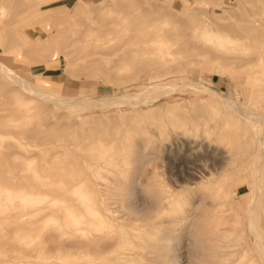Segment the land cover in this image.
<instances>
[{"label": "rangeland", "instance_id": "obj_1", "mask_svg": "<svg viewBox=\"0 0 264 264\" xmlns=\"http://www.w3.org/2000/svg\"><path fill=\"white\" fill-rule=\"evenodd\" d=\"M77 2L78 0H52L50 2L0 0V17H2L0 28H2L1 31H7L5 42L1 40L0 42L6 46L13 45L15 48L13 52L8 53H3V49H0L2 52L0 55L14 58L10 63L15 70L30 79L29 81H32V85L36 88L39 83L52 88L50 90L43 87L41 90H46L61 98L82 96L88 99L87 105L72 100L73 107L56 106L53 101L41 96L34 94L36 96L34 98L32 94L27 93L26 95L21 88L20 93L17 92L19 86L15 84L3 90L0 89V97L8 101V104H4L7 102L0 99L1 186L10 189L12 193H17L20 188L33 189L32 186L38 191L52 192L56 186L48 182L59 177L54 175L55 171L61 170L60 163L65 161L68 165V169L65 173L63 172L64 175L62 174L65 180L71 177L75 183L88 184L92 181L96 184V175L94 176L93 172L96 169V161L101 158L93 154L95 150L92 149L112 146L113 150L115 148L118 150L116 161L127 175L136 168L141 170L142 164L139 162L142 158V171H144L142 180L145 182L141 181L137 185L138 188L136 187L138 191L136 198L142 200L139 201L143 202L151 196L152 187L148 184L149 180L157 185L165 183L171 189L175 183L178 199L194 196L195 202L201 201L192 221H186L179 227L174 226L178 231L180 230L177 234L181 247L178 251L182 255L180 264L183 262L184 264H264V258L259 254V250L252 247L255 237L249 225L248 215V210L256 208L254 210L257 213V224L264 237V119L260 117V114H264V0H142V2L141 0H87L86 4L80 8L76 7ZM155 3L160 7L161 5L166 7L161 11L156 10ZM3 5L7 9H4ZM148 8L152 10L154 17L162 16L159 17L157 24L166 31L162 37L168 36L169 39L164 38V41L159 42L152 41L150 39L154 36L152 31L151 33L138 32L134 28L131 29L133 17L139 11L148 10ZM118 9L129 13L125 12L127 13L125 14ZM57 13L67 14L71 21L61 24L52 20L51 16ZM132 14L134 16H131ZM181 19L184 21L181 22ZM58 26L64 28L61 33L56 31ZM185 33L189 40L187 37L184 38ZM180 35L183 37L182 41ZM49 37L54 38L53 45L49 49L40 51L36 55L29 52L33 46L44 39L46 41ZM150 41L157 46L149 43ZM95 48L96 54L86 56L87 51ZM160 48L164 50L167 48L168 51L170 49L169 52L175 53L169 54L167 49L163 51L159 50ZM57 51L59 56H54ZM155 52L158 53L155 54ZM143 54L147 56L145 60H142ZM94 57L96 62L92 61ZM129 57L131 62H129ZM162 57L170 61L166 59L168 62L163 63ZM140 59L142 62H139ZM183 59L185 60L182 61ZM133 61H136V67ZM153 61H156V65ZM145 62H148L150 67L148 65L143 67L142 65L147 64ZM149 68L151 72H154L148 73ZM129 72L135 74L131 73L133 75L129 74L127 77L126 74ZM154 84L159 85L160 88L158 89ZM13 88L17 89L13 90ZM8 89L12 92H7ZM160 89L166 90L161 91ZM4 91L7 93L5 94ZM20 94L24 100L21 99ZM17 97H20V101ZM142 97L146 101L142 100ZM136 98L141 100L138 101ZM27 99L36 100L33 102ZM36 104L38 108L44 105L43 108H39L41 111L38 110ZM24 109L27 114H21ZM12 111L17 113H12ZM175 111L179 112L175 113ZM64 112L67 113L62 115ZM111 112L116 115H113L114 118ZM99 114L102 116L101 119H99ZM43 115L44 118L41 117ZM102 119L106 120L105 124ZM96 120H100L98 121L99 126ZM37 123L43 124V127L53 124L55 129L58 126L61 128L60 124L65 123L63 124L65 128L61 129L67 132L75 130L80 134V141H70L64 147L59 145L58 140L53 142L45 140L46 142L39 143L25 138V130L33 131L37 128ZM35 124L36 128L33 127ZM177 131L178 137L175 135ZM156 132L161 134L157 135ZM189 141L195 146L187 147L186 142ZM139 142L142 143V148ZM164 145H169V149L164 148ZM174 150H177L176 153ZM57 152L59 153L56 156ZM19 161L25 167L19 166L21 165ZM146 161L149 163H145ZM7 164L10 165L6 169ZM34 167L36 170L41 167L37 170L40 175L39 179L34 176ZM110 168L111 165H105L102 168L103 173L108 175ZM147 171H150L149 175ZM223 175L227 181L225 203L219 205L211 203L210 198L201 199V195L208 192L213 182ZM105 177L103 181L108 180V177ZM255 179H257L258 187L257 191L253 192L251 186L255 183ZM244 193L247 195H242ZM1 196L5 197V195ZM73 201L75 202L70 199L69 203ZM14 207L15 205L10 204L6 207L0 205V264H42L39 261L27 262L26 260L34 259L32 255L34 250L30 251L28 248L29 253H26V248L27 245L31 248L30 245L36 243L37 246L33 245L32 248H43L44 252L47 246H54L51 245L54 242L49 236V233L54 231V227L44 223V218H42L44 213L35 218L37 225L26 222V220L21 223L15 218L16 209ZM39 222L42 224H38ZM177 229H174V232ZM61 238L68 243L79 238V234L66 233L61 235ZM244 246H249V250H244ZM71 251L73 252L74 248H67L64 251L52 249L45 254L47 259L44 261L49 262L48 264L78 262L77 253L73 254ZM214 251L216 252L211 255ZM38 252L35 251V253ZM19 260L25 261L22 263Z\"/></svg>", "mask_w": 264, "mask_h": 264}, {"label": "bare ground", "instance_id": "obj_2", "mask_svg": "<svg viewBox=\"0 0 264 264\" xmlns=\"http://www.w3.org/2000/svg\"><path fill=\"white\" fill-rule=\"evenodd\" d=\"M13 2H19L21 0H12ZM33 1V0H32ZM45 1H52V0H45ZM80 1V2H79ZM140 1V0H139ZM87 2V0H78L76 7L80 8L83 5H85ZM142 2V0H141ZM122 4V3H121ZM156 4V3H155ZM154 4V5H155ZM47 5V4H45ZM159 5V4H158ZM156 4V10H162V8L166 7ZM212 5V4H211ZM108 6H110L108 4ZM45 7V6H44ZM126 7V6H125ZM148 7V6H147ZM146 7V8H147ZM4 9H7L5 5H3ZM105 8V6H104ZM113 8V7H112ZM132 8V6L130 7ZM33 9V8H32ZM50 9V8H48ZM46 9V10H48ZM97 9V8H95ZM116 9V8H115ZM129 9V8H128ZM155 9V8H154ZM26 10V9H25ZM108 10V9H107ZM121 10V9H120ZM118 9V11H120ZM135 10V8H134ZM133 10V11H134ZM17 11V9H16ZM101 11V10H100ZM123 13L127 12V11H123L121 10ZM152 10L148 8L139 11L138 14H136L135 16L132 14L131 16L133 17V22L131 24L132 28H134V30L138 31V32H144V31H148L151 33V31L154 33V36H152V38H150L152 41H161V40H165V39H169L168 36L165 38L162 37L163 34L166 33L165 30H163L162 27L159 26V24H157V21H159V17L161 15H159V17H154L155 15L152 14L153 12H151ZM168 11V10H166ZM33 12V11H32ZM112 12V11H111ZM155 12V11H154ZM158 12V11H157ZM129 13V12H127ZM125 13V14H127ZM174 13V12H173ZM157 14V13H156ZM161 14V12H160ZM163 14V13H162ZM166 14V13H164ZM168 14V12H167ZM123 15V14H122ZM121 15V16H122ZM33 16V15H32ZM124 16V15H123ZM153 16V17H152ZM172 16V15H171ZM34 17V16H33ZM52 17V20L58 22V23H65L70 20V16L68 17L67 14H55ZM162 17V16H161ZM173 17V16H172ZM127 18V16H126ZM169 18V15H168ZM130 19V18H129ZM47 20V19H46ZM169 20V19H168ZM45 21V20H44ZM98 21V20H97ZM181 22L182 19L180 20ZM115 22V21H113ZM128 22V21H127ZM168 22V21H167ZM47 23V21H46ZM86 23V22H85ZM105 23V22H104ZM112 24V22H111ZM116 24H119L116 22ZM184 24V23H183ZM186 24V22H185ZM110 25V23H109ZM114 25V24H113ZM127 25V24H126ZM168 25V24H167ZM89 26V25H88ZM207 26V25H206ZM108 27V26H107ZM113 27V26H112ZM5 29V28H4ZM64 29V28H63ZM63 29L58 26L57 28V32L61 33L63 31ZM103 29V28H102ZM201 29V28H200ZM2 28H0V40L4 41L6 40V35H7V31H1ZM86 30V28H85ZM88 30V29H87ZM130 30V29H128ZM104 31V30H103ZM2 32V33H1ZM131 32H133L131 30ZM176 32V31H175ZM178 32V31H177ZM176 32V33H177ZM102 33V32H101ZM110 33V32H109ZM2 34V35H1ZM108 34V33H107ZM128 34V33H127ZM147 34V33H146ZM180 34V33H178ZM120 35V34H119ZM123 35V34H122ZM131 35V34H129ZM167 35V34H166ZM106 36V35H105ZM116 36V35H115ZM184 36V34H183ZM192 36V35H191ZM122 37V36H121ZM181 37V41H182V36ZM186 37L188 38V36L185 33L184 38L186 39ZM9 38V37H8ZM99 38V37H98ZM108 38V37H107ZM137 38V37H136ZM165 38V39H164ZM11 39V38H10ZM89 39V38H88ZM92 39V37H91ZM104 39V38H102ZM123 39V38H122ZM133 39V38H132ZM172 39V38H171ZM86 40V39H85ZM84 40V41H85ZM101 40V38H100ZM189 40V38H188ZM53 41L54 38L53 37H49L47 38V40L45 41V39L43 41H41V43L36 44L35 46H33L31 48V51H29L30 53H34L36 55V53H39L40 51H44L46 49H49L50 46L53 45ZM126 41V40H125ZM128 41V40H127ZM34 42V41H33ZM32 42V45L34 44ZM169 42V41H167ZM31 43V42H30ZM116 43V42H115ZM151 43V41L149 42ZM153 43V42H152ZM151 43V44H152ZM161 43V42H160ZM100 44V43H99ZM122 44V43H121ZM172 44V43H171ZM111 45V44H110ZM109 45V46H110ZM114 45V44H113ZM112 45V46H113ZM154 46V43L152 44ZM191 45V44H190ZM196 45V44H194ZM111 46V47H112ZM129 46V45H128ZM192 46V45H191ZM197 46V45H196ZM106 47V45H105ZM130 47V46H129ZM133 47V46H132ZM99 48V47H98ZM170 48V45H169ZM184 48V47H183ZM196 48V47H195ZM201 48V46H200ZM0 49H3L2 52L3 53H8V52H13L15 50L14 46H6L5 44H2L0 42ZM167 48H165L166 50ZM171 49V48H170ZM169 49V51H170ZM172 49H174L172 47ZM98 50V49H97ZM132 50V49H131ZM159 50H163L165 51L163 48L159 49ZM180 50V49H179ZM202 50V49H201ZM211 50V49H210ZM127 51V50H126ZM134 51V50H133ZM140 51V50H139ZM138 51V52H139ZM161 51V52H163ZM168 51V49H167ZM170 54H173L175 52H169ZM182 51V50H181ZM195 51V50H194ZM203 51V50H202ZM0 51V53H2ZM179 52V51H178ZM200 52V51H199ZM212 52V51H211ZM58 51L55 53L54 56H59L58 55ZM80 53V52H79ZM140 53H142L140 51ZM152 53V52H151ZM158 53V52H157ZM155 52V54H157ZM167 53V52H165ZM19 54V53H18ZM96 54V48L91 51H87L86 52V56L88 55H94ZM136 54V53H135ZM162 54V53H161ZM177 54V53H176ZM182 55V52L180 53ZM68 55V54H67ZM163 55V54H162ZM167 55V54H166ZM193 55V54H192ZM155 56V55H154ZM160 56V55H158ZM178 56V55H177ZM63 57V56H62ZM142 60L147 57L144 56L143 54ZM157 57V56H156ZM164 57V56H163ZM162 57V58H163ZM179 57V56H178ZM177 57V58H178ZM130 58V57H129ZM149 58H151V56H149ZM153 58V57H152ZM181 58V57H180ZM179 58V59H180ZM184 58V57H183ZM14 58L10 57L8 58L5 55H0V89L3 90L6 87L15 84V86H19V88H13V90L17 89V92L20 93V88L22 90H24L29 94H32L34 96L38 95L41 96L42 98L46 99V100H51L55 103L56 106H67V107H73L74 105H72V100H77L78 102H81L84 105H87V101L88 99L82 98L81 97H71V98H61L59 96H55L54 94L46 91V90H41V88L45 87L47 89H52L51 86H43V84H39L37 88L35 86L32 85V81L30 82V79H27L26 76L22 75L21 73H19L18 71L15 70V67L10 63L11 61H13ZM66 59V58H65ZM164 59V58H163ZM167 58H165L163 60L165 62L170 61V59L167 61ZM176 59V58H175ZM121 60V58L119 59V61ZM135 60V59H134ZM141 60V59H140ZM139 61V62H142ZM152 60V59H151ZM153 60H155L153 58ZM160 60H162L160 58ZM185 59H183L182 61H184ZM93 62H96V58H92ZM127 61V59L125 60ZM157 61V60H156ZM156 61L154 64L156 65ZM131 62V58L130 61ZM134 62V61H133ZM136 62V61H135ZM135 62L133 63L134 66ZM138 62V63H139ZM153 62L151 63L153 65ZM174 62V61H173ZM49 63H51L49 61ZM53 63V62H52ZM147 64L142 65L143 67L148 65V62H145ZM171 63V62H170ZM170 63H167L168 65ZM184 63V62H183ZM19 64V63H18ZM131 63V65H133ZM137 64V63H136ZM182 64V63H181ZM54 65V64H53ZM139 65V64H137ZM158 65V64H157ZM162 65V69H163V64ZM159 65V66H161ZM167 65V66H168ZM173 65V64H171ZM23 66V65H22ZM46 66V65H45ZM50 66V65H49ZM141 65H139L140 68H142ZM57 67V66H56ZM133 67V66H132ZM134 67V70H135ZM150 67V66H149ZM156 67V66H155ZM174 67V66H172ZM48 68V67H47ZM119 68V66H118ZM154 68V67H153ZM158 68V66H157ZM216 68V66H215ZM112 69V68H111ZM144 69V68H143ZM150 69V68H149ZM148 69V70H149ZM161 69V68H158ZM161 69V70H162ZM20 70V69H19ZM109 70V69H108ZM132 70V71H134ZM141 70V69H140ZM156 70V69H155ZM145 71V70H144ZM150 72L148 73H153L154 71L151 72V69L149 70ZM160 71V70H159ZM78 72V71H77ZM80 72V70H79ZM137 72V71H135ZM135 74L134 72H129L126 74V76L129 74ZM146 73V71H145ZM117 74V73H116ZM131 74V76L133 75ZM147 74V73H146ZM144 75V74H143ZM119 76V74H118ZM127 76V77H128ZM188 83V82H187ZM194 83V82H193ZM156 84V83H155ZM154 84V85H155ZM144 85V84H143ZM152 85V86H154ZM166 85V84H165ZM178 84H176L177 86ZM191 85V84H190ZM194 86V84H192ZM14 86V87H15ZM149 86V85H148ZM148 86H145L146 88H148ZM157 86V85H155ZM164 86V85H163ZM171 86V85H170ZM186 86V85H185ZM189 86V85H187ZM197 86V85H196ZM201 86V85H200ZM151 87V86H150ZM168 87V86H167ZM166 87V88H167ZM173 87V86H172ZM204 87V86H203ZM155 89V87H153ZM157 88L159 89V85L157 86ZM170 89H172L171 87H169ZM198 88V87H197ZM69 89V88H68ZM157 89V90H158ZM150 90V89H148ZM152 90V88H151ZM161 90V89H160ZM163 91H165L164 89H162ZM161 90V91H162ZM174 90V89H173ZM203 90V88H202ZM24 91H21L23 93H25ZM168 91V90H167ZM6 91H4L5 93ZM7 92H12L11 89H8ZM6 92V93H7ZM72 92V91H71ZM141 92V91H140ZM139 92V93H140ZM5 93V94H6ZM22 93V94H23ZM1 94V93H0ZM9 94V93H8ZM14 94V93H13ZM17 94V93H15ZM216 94V93H214ZM25 95V94H23ZM121 96V94H119ZM6 97H8L7 95H5ZM10 96V94H9ZM13 96V95H12ZM21 96V94H20ZM95 96V95H93ZM117 96V95H116ZM133 96V95H131ZM130 96V98H131ZM14 97V96H13ZM23 99V96H21ZM36 96H34L35 98ZM97 97V96H96ZM136 97V95H135ZM150 97V96H148ZM154 98H156L155 96H153ZM2 97H0L1 99ZM9 98V97H8ZM7 98V99H8ZM18 98V97H17ZM20 98V97H19ZM18 98V100H19ZM24 98H26L24 96ZM32 97V99H34ZM106 98V97H105ZM118 98V97H117ZM134 98V97H133ZM147 98V96H146ZM152 98V97H150ZM3 101L4 98H2ZM107 99V98H106ZM105 99V100H106ZM120 99V98H119ZM128 99V98H127ZM126 99V100H127ZM137 99V98H136ZM17 100V99H16ZM24 100V99H23ZM36 100V99H35ZM34 100V101H35ZM90 100V99H89ZM109 100V99H107ZM106 100V101H107ZM138 100V99H137ZM141 99H139L138 101H140ZM142 100L146 101V99H144V97H142ZM14 101V100H13ZM20 101V100H19ZM27 101H33V100H29L27 99ZM33 101V102H34ZM116 101V100H113ZM120 101V100H119ZM118 101V102H119ZM2 102V101H1ZM7 103L4 102V104H8V101H6ZM23 102V101H22ZM26 102V100H25ZM37 102V101H36ZM77 102V103H78ZM91 102V100H90ZM103 102V101H102ZM108 102V101H107ZM111 102V99H110ZM129 102V101H128ZM226 102V101H225ZM92 103V102H91ZM90 103V104H91ZM105 105H108V103L106 104L105 101L103 102ZM115 105V102H113ZM121 103H123L121 101ZM127 103V102H126ZM137 103V102H134ZM131 103V104H134ZM15 104V103H14ZM26 104V103H25ZM44 104V103H42ZM47 104V103H46ZM95 104V103H94ZM116 104H119L116 102ZM227 104V102L225 103ZM11 105V103L9 104V106ZM20 105V103H19ZM38 104H36V107ZM41 105V104H39ZM51 105V104H50ZM93 105V104H91ZM97 105V104H96ZM110 105V103H109ZM112 105V104H111ZM136 105V104H134ZM133 105V106H134ZM229 105V103H228ZM6 106V105H5ZM34 106V105H33ZM99 106V105H98ZM103 106V105H101ZM40 107H44L43 106H39ZM48 107V106H46ZM45 107V108H46ZM8 108V107H7ZM36 108V109H37ZM39 111H41V109H39ZM231 108V107H230ZM35 109V108H34ZM35 109V110H36ZM48 109V108H46ZM50 109V108H49ZM78 109V108H77ZM11 110V109H10ZM15 110V109H14ZM28 110V107H27ZM45 110V109H44ZM159 110V109H158ZM162 110V109H161ZM160 110V112H161ZM17 111V110H16ZM12 111L15 113H20L19 111ZM26 109H24V111H21V114H27V112H25ZM151 112V111H150ZM177 111H175L176 113ZM179 112V111H178ZM177 112V113H178ZM39 113V112H38ZM67 112L62 113V115H64ZM157 113V112H156ZM20 114V115H21ZM98 114V113H97ZM104 113H102L103 115ZM112 114V112H111ZM146 114V113H145ZM152 114V113H151ZM19 115V114H18ZM40 115V114H39ZM46 115V114H45ZM112 114L111 116L114 118V115ZM135 115V114H134ZM133 115V116H134ZM153 115V114H152ZM180 115H182L180 113ZM186 115V114H185ZM249 115V114H247ZM14 116H17L14 114ZM27 116V115H26ZM29 116V115H28ZM51 116V115H50ZM60 116H61V112H60ZM58 116V117H60ZM100 116V118H99ZM98 118L101 119V115L99 114ZM146 116V115H145ZM150 116V115H149ZM148 116V118H149ZM9 117V116H7ZM42 118H44V115L41 116ZM108 117V116H106ZM111 117V118H112ZM147 117V116H146ZM151 117V116H150ZM170 117V116H169ZM250 117V116H249ZM254 117V116H252ZM261 119H264V114H260ZM51 118V117H50ZM97 118V117H96ZM97 118V119H98ZM112 118V119H113ZM187 118V117H186ZM246 118V116L244 117V119ZM251 118V117H250ZM249 119V118H248ZM258 119V118H257ZM56 120V119H55ZM117 120V119H116ZM246 120V119H245ZM252 120V118H251ZM256 120V119H254ZM97 123L100 120H96ZM104 121L106 122V120L102 119V122L104 123ZM147 121V120H145ZM159 121V120H158ZM169 121V119H168ZM173 121V120H172ZM258 121V120H257ZM256 121V122H257ZM264 121V120H263ZM40 122V121H39ZM56 122V121H55ZM95 122V121H94ZM111 122V121H109ZM114 122V119H113ZM119 122V121H118ZM128 122H130L128 120ZM153 122V121H152ZM156 122V121H155ZM247 122V121H246ZM250 123L253 121H249ZM259 122V121H258ZM257 122V123H258ZM112 123V122H111ZM115 123V122H114ZM150 123V122H149ZM159 123V122H158ZM184 123V122H183ZM248 123V122H247ZM38 124V123H37ZM65 123H62V125L60 124L61 128H65V125H63ZM93 124V122H92ZM101 124V123H100ZM105 124V123H104ZM113 124V123H112ZM173 124V123H172ZM79 125V124H78ZM111 125V124H110ZM115 125V124H114ZM157 125V124H156ZM169 125V124H168ZM259 125V124H258ZM11 126V125H10ZM36 124L33 126L36 128ZM58 125H56L57 127ZM63 126V127H62ZM96 126V124H95ZM97 126H99V123L97 124ZM96 126V127H97ZM112 126V125H111ZM110 126V130L111 127ZM134 126V125H132ZM132 126H130V128H132ZM136 126V125H135ZM142 126V125H141ZM149 127V125H147ZM175 126V124H174ZM59 127V126H58ZM54 128V125L51 124H47L46 127H43V124H38L37 128L34 129L33 131L30 130H25L24 132V137L34 141V142H46L47 140L50 141H60L59 145L60 146H66L67 143H69L70 141H80V134H78V132H76L74 129V131L69 130V132L67 131H63V129L61 128ZM106 127V126H104ZM143 127V126H142ZM162 127V125L160 126ZM11 128V127H10ZM68 128V127H67ZM66 128V129H67ZM99 128V127H98ZM159 128V127H158ZM257 128V126H256ZM9 129V128H8ZM33 129V128H32ZM59 129L61 131H59ZM134 129V127L132 128ZM155 129V128H154ZM171 129V128H170ZM143 130V129H142ZM141 130V131H142ZM146 130V129H145ZM86 131V130H85ZM101 131V130H100ZM114 131V129H113ZM140 131V133H141ZM144 131V130H143ZM158 131V130H155ZM160 131V130H159ZM163 131V130H162ZM112 132V131H111ZM110 132V133H111ZM165 132V131H164ZM85 133V132H84ZM113 133V132H112ZM123 133V132H122ZM157 133V132H156ZM170 132H168L169 134ZM175 133V132H174ZM100 134V133H99ZM143 134V132H142ZM161 134V133H157ZM165 134V133H164ZM182 134V133H181ZM96 135V134H95ZM98 135V134H97ZM102 135V134H101ZM104 135V134H103ZM141 135V134H140ZM177 137L179 136L178 131H177ZM106 136V135H105ZM121 136V134H120ZM129 136V135H128ZM173 136V135H172ZM171 136V137H172ZM146 137V136H144ZM166 137V136H165ZM170 137V138H171ZM176 137V136H173ZM99 138V137H97ZM96 138V139H97ZM147 138V137H146ZM160 138V136H159ZM164 138V136H163ZM168 138V139H170ZM181 138V136H180ZM106 139V138H105ZM119 139V138H118ZM165 139V138H164ZM167 139V137H166ZM178 139V138H177ZM46 140V141H45ZM117 140V138H116ZM126 140V139H124ZM139 140V139H138ZM152 140V139H151ZM150 140V141H151ZM161 140V138H160ZM202 140V139H201ZM115 141V140H114ZM154 141V140H153ZM163 141V140H162ZM166 141H170V140H166ZM203 141V140H202ZM262 141V140H261ZM259 141V142H261ZM117 142V141H116ZM141 142V141H140ZM138 143L139 145H141L140 148H142V143ZM155 142V141H154ZM184 142V141H183ZM198 142V141H197ZM128 143V142H127ZM166 143V142H165ZM172 143V142H171ZM187 147L188 146H195L194 143H192L191 141L186 142ZM114 144V143H113ZM144 144V143H143ZM158 143L156 142V145ZM169 144V143H168ZM197 144V143H196ZM203 144V143H202ZM205 144V143H204ZM260 144V143H258ZM262 144V142H261ZM117 145V144H116ZM138 145V146H139ZM179 145V144H178ZM198 145V144H197ZM200 145V144H199ZM148 146V145H147ZM153 146V144H152ZM155 146V145H154ZM180 146V145H179ZM204 146V145H203ZM117 147V146H116ZM121 147V145H120ZM129 147V146H128ZM157 147V146H156ZM176 147V146H175ZM202 147V146H201ZM212 147V146H211ZM122 148V147H121ZM164 148L169 149V145L165 146ZM179 148V147H178ZM116 149V148H115ZM113 150L112 146H100L97 149H92L95 150L93 152V154H97V156L101 159H98L96 161V165H95V171L93 172L94 176L96 175V184L94 182H90L88 184H84L82 183H75L74 181H72L71 177L72 175H68L70 177V179L65 180L62 176L64 175L63 172L65 173V171L68 169V165L65 164V162L60 163L61 166V170H56L54 175H57L59 177H57L55 180L52 179V181L48 182V184H52L55 185L56 187L51 191H38L34 189H25V188H20L18 189L17 193H12V191H10V189L8 188H4L1 186L0 184V196L1 195H5V197L3 198L2 196L0 197V205L6 207L8 204L10 205H15V209H16V215L15 218L17 221H20L21 223H24L26 220V222L35 224L36 221V217L39 214L44 213V216L42 218H44V223L48 224V225H53L52 227H54V233L50 232L49 236L51 237V239L53 240V244L54 246H47L45 248V251L43 252L42 250H44L43 248H32L36 245L32 244L30 246H32L31 248L28 247L27 245V251L26 253H29L28 248L30 251H32L31 249L34 250V254L33 257L34 259L32 260H26L27 262H31V263H36L37 261H39L42 264H48L46 263L44 260L47 259V257L45 256V254L48 251H51L52 249L54 250H59V251H64L67 248H74V251L71 253L75 254L77 253L78 259L79 261L73 264H180L181 260H182V255L180 254V251H178V249H180V242L177 240V234L178 232H180V230L178 231L177 228H175L174 226H180L183 223H185L186 221L190 222V220L192 221L194 218V215L197 213L199 206L201 205L199 200L197 202H195V197L192 196L190 198H184V199H178L177 193H176V187H174L173 183V189L169 188L168 185H166L165 183H161L160 185H157V183H153L150 182L149 180V185L152 187L151 189V196L147 199V200H143V202L139 201L136 198V193L138 192L136 187L139 183H141L142 180V176L144 175V171H142L143 169V163H141L142 158L139 161V164H142V168L141 170L138 168H136L135 170H133L132 172L129 173V175H127V173L125 172V170H123V168H120V164L119 162L116 161L117 157V153L118 150ZM123 149V148H122ZM173 149V148H172ZM175 149V148H174ZM188 149V148H187ZM189 152V150H187ZM195 149V148H194ZM165 150V149H164ZM163 150V151H164ZM204 150V149H203ZM212 150V149H211ZM254 150V149H253ZM138 151V150H137ZM156 151V149H155ZM175 151V150H174ZM173 151V152H174ZM177 151V150H176ZM175 151V153H176ZM197 151V150H196ZM206 151V150H205ZM214 151V150H213ZM61 152V151H60ZM139 152V151H138ZM143 152H145L143 150ZM153 152V151H152ZM185 152V151H184ZM192 152V151H191ZM249 152V151H248ZM264 152V151H263ZM12 153V152H11ZM17 153V152H16ZM59 152L56 153V156ZM167 153V152H166ZM241 153H245L243 151H241ZM144 156V153H142ZM150 154V153H148ZM152 154V153H151ZM159 154V153H158ZM169 154V153H168ZM204 154V153H203ZM13 155V154H12ZM92 155V154H91ZM137 155V154H136ZM135 155V157H136ZM147 155V153H146ZM145 155V156H146ZM153 155V154H152ZM166 155V154H165ZM164 155V156H165ZM175 155V154H174ZM119 156V155H118ZM138 156V155H137ZM149 156V155H148ZM167 157V156H166ZM169 157V156H168ZM171 157V156H170ZM184 157V156H183ZM54 158V157H52ZM57 158V157H56ZM175 158V157H174ZM197 158V157H195ZM5 159V158H4ZM15 159V158H14ZM33 159V158H32ZM31 159V160H32ZM51 159V158H50ZM151 160V157L149 158ZM153 159V158H152ZM176 159V158H175ZM174 159V160H175ZM12 160V159H11ZM10 160V161H11ZM137 160V159H136ZM194 160V159H192ZM196 160V159H195ZM239 160V158H238ZM18 161V160H17ZM16 161V162H17ZM71 161V160H70ZM73 161V160H72ZM148 161V160H147ZM145 162V163H149V162ZM176 161V160H175ZM179 161V160H177ZM200 161V160H199ZM256 161V160H255ZM13 162V160H12ZM8 163V161H7ZM20 163V161H19ZM18 163V164H19ZM39 163V162H38ZM21 164V163H20ZM30 166V163H28ZM72 164V163H71ZM10 164L6 165V169L7 166H9ZM23 164L19 165L22 167ZM42 165V164H40ZM83 165V164H82ZM105 165H111V168L109 169V174L105 175V173H103L102 168ZM24 166V165H23ZM135 166V165H134ZM138 166V165H137ZM141 166V165H140ZM198 166V165H197ZM25 167V166H24ZM38 167V166H37ZM49 167V166H48ZM30 168H32V166H30ZM41 168V167H39ZM37 168V170L39 169ZM46 168V167H45ZM202 168V167H201ZM258 168V167H257ZM24 169V168H23ZM47 169V168H46ZM86 169V168H85ZM199 169V168H198ZM256 169V168H255ZM34 170V176L36 178H40V175H38L36 167L33 168ZM87 170V169H86ZM93 170V169H92ZM146 170V169H145ZM195 170V169H193ZM207 170V169H206ZM205 170V172H207ZM234 170V169H233ZM257 170V169H256ZM200 171V170H199ZM27 172V171H26ZM107 172V171H106ZM150 172V171H149ZM149 172L147 171V173L145 172V174L149 175ZM209 172V170H208ZM258 172V171H257ZM29 173V172H28ZM45 173V172H44ZM108 173V172H107ZM189 173V171H188ZM235 173V171H234ZM63 174V175H62ZM70 174V173H69ZM195 174V173H194ZM233 174V171H232ZM256 174V173H255ZM188 175V174H187ZM202 175V173H201ZM38 176V177H37ZM107 176L108 180L103 181V178ZM146 176V175H145ZM196 176V175H195ZM199 176V175H198ZM261 176V175H260ZM29 177V176H28ZM32 177V176H31ZM30 177V178H31ZM148 177V176H146ZM194 177V176H193ZM197 177V176H196ZM200 177V176H199ZM33 178V177H32ZM31 178V179H32ZM45 178V177H44ZM106 178V177H105ZM184 178V177H183ZM201 178V177H200ZM262 178V177H261ZM47 179V178H45ZM185 180V179H184ZM190 180V178H189ZM192 180L194 181V179L192 178ZM198 180V179H197ZM33 182H35V180L32 179ZM30 181V182H32ZM84 181V180H83ZM187 181V180H186ZM255 183H253V185L251 186V189L253 190V192L257 191V187H258V182L257 179L254 180ZM40 182V181H39ZM86 182V181H85ZM145 182V181H143ZM190 182V181H189ZM195 182V181H194ZM203 182V180H202ZM192 183V182H191ZM170 184V183H169ZM188 184V183H186ZM193 184V183H192ZM157 185V186H156ZM263 186V185H261ZM211 187V186H210ZM227 181L226 178L223 176H221L220 178H218L217 180H215L213 182L212 187L210 188V190L206 193H204L203 195H201V199H203V197L206 198H210L211 199V203L214 204H219V205H223L225 203V199L227 198ZM138 188V187H137ZM185 188V187H184ZM261 188V187H260ZM193 190V189H191ZM190 190V191H191ZM235 191V190H234ZM252 192V191H251ZM252 192V193H253ZM12 193V194H11ZM141 194V193H140ZM179 194V192H178ZM196 194V193H195ZM187 195V194H186ZM244 196L247 195V193L242 194ZM71 196V198H70ZM196 196V195H195ZM243 196V197H244ZM73 197V198H72ZM148 197V196H147ZM146 197V198H147ZM195 198V199H194ZM70 199L75 200V202L73 201V203H69ZM199 199V197H198ZM209 199V200H210ZM247 199V198H246ZM253 199V197H252ZM227 200V199H226ZM203 201V200H202ZM200 204V205H199ZM207 204V203H206ZM250 205V204H249ZM207 206V205H206ZM13 209V210H15ZM206 209V208H205ZM256 208H252L250 210H248V215L250 217V224L254 233V237H255V243L252 245V247H255L256 249L259 250V254L261 255V257L264 258V237L262 236L260 230H259V225L257 224V213L256 210H254ZM262 209V208H261ZM47 210V212L45 211ZM45 211V212H44ZM14 212V211H13ZM9 213V212H7ZM209 213V212H208ZM198 217V216H197ZM248 217V218H249ZM207 218V217H206ZM41 219V218H40ZM40 221V220H38ZM42 221V220H41ZM205 221V220H204ZM249 221V220H248ZM193 223V222H191ZM38 224H42V222L38 223ZM37 225V223H36ZM51 227V228H52ZM188 227V226H187ZM47 229V228H46ZM67 229V230H66ZM177 229L176 232H174ZM180 229V228H179ZM186 229V228H185ZM41 230V229H40ZM48 230V229H47ZM52 230V229H51ZM33 231V230H32ZM35 231V230H34ZM38 230L36 229V232ZM50 231V230H49ZM187 231V230H186ZM38 233V232H37ZM79 234V238L75 239L74 241H70L68 243H66L64 240H61V235L64 234ZM187 233V232H186ZM42 234V233H41ZM181 235V234H180ZM37 236V235H36ZM40 236V234H39ZM43 236V235H42ZM187 236V235H185ZM210 236V234H209ZM45 237V236H44ZM43 238V237H41ZM48 238V237H47ZM65 238V237H64ZM179 239V238H178ZM192 239V238H191ZM190 239V240H191ZM41 240V239H40ZM180 240V239H179ZM42 241V240H41ZM202 241V239H201ZM204 241V240H203ZM37 242V241H36ZM254 242V241H253ZM38 243V242H37ZM185 243V242H184ZM207 243V242H206ZM186 244V243H185ZM34 245V246H33ZM37 246V245H36ZM245 247V246H244ZM243 247V249L245 250H249V246H246L245 248ZM185 248V247H184ZM25 249V250H26ZM213 249V248H212ZM210 250V249H209ZM35 251H39L38 253H35ZM41 251V252H40ZM185 251V250H184ZM24 252V251H23ZM216 251L212 252V254H214ZM220 252V251H219ZM245 252V251H244ZM52 254V253H51ZM186 254V253H185ZM27 255V254H24ZM31 255V256H32ZM188 255V254H187ZM185 255V257L187 256ZM237 255V254H236ZM253 256V255H251ZM184 257V256H183ZM236 257V256H235ZM238 257V256H237ZM188 258V257H187ZM186 258V259H187ZM216 260V259H215ZM255 260V259H254ZM21 260H19L20 262ZM25 260H22L21 262L24 263ZM235 261V260H233ZM187 262V260H186ZM255 262V261H254ZM264 263V262H263ZM182 264V263H181ZM184 264V262H183Z\"/></svg>", "mask_w": 264, "mask_h": 264}, {"label": "clouds", "instance_id": "obj_3", "mask_svg": "<svg viewBox=\"0 0 264 264\" xmlns=\"http://www.w3.org/2000/svg\"><path fill=\"white\" fill-rule=\"evenodd\" d=\"M0 18H2V17H0Z\"/></svg>", "mask_w": 264, "mask_h": 264}]
</instances>
